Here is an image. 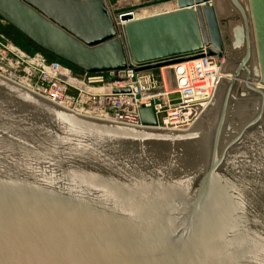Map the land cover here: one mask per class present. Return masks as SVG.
Masks as SVG:
<instances>
[{
	"label": "water",
	"instance_id": "obj_1",
	"mask_svg": "<svg viewBox=\"0 0 264 264\" xmlns=\"http://www.w3.org/2000/svg\"><path fill=\"white\" fill-rule=\"evenodd\" d=\"M0 20L88 73L204 50L225 75L186 130L152 108L142 126L78 114L0 75V264H264V0H0Z\"/></svg>",
	"mask_w": 264,
	"mask_h": 264
},
{
	"label": "built area",
	"instance_id": "obj_2",
	"mask_svg": "<svg viewBox=\"0 0 264 264\" xmlns=\"http://www.w3.org/2000/svg\"><path fill=\"white\" fill-rule=\"evenodd\" d=\"M203 53L170 65L173 85L168 86L164 66L73 73L62 62L28 53L0 37V75L78 114L142 126L140 109L152 108L156 128L186 130L210 103L218 78L225 77L224 59Z\"/></svg>",
	"mask_w": 264,
	"mask_h": 264
},
{
	"label": "rangeland",
	"instance_id": "obj_3",
	"mask_svg": "<svg viewBox=\"0 0 264 264\" xmlns=\"http://www.w3.org/2000/svg\"><path fill=\"white\" fill-rule=\"evenodd\" d=\"M110 5L112 6L113 9H121V8H127L132 5H137V4H145L151 1L155 0H122L123 4L122 6H118V0H109ZM155 6H146V7H141L138 8L135 13L141 14L145 12L144 10L154 8ZM148 11V10H147ZM147 13V12H146ZM144 14V13H143ZM150 15L153 14V11H150ZM148 16V15H144ZM142 17V15L140 16ZM139 18V17H138ZM0 37L4 38L5 40L13 43L14 45L20 47L22 50L28 52V53H33V54H39L43 56L46 60L48 61H58L61 62L58 58H55L51 54L41 50L38 48L34 43H32L29 39H27L23 34H21L19 31H17L14 27H12L10 24L7 22L0 20ZM63 63V62H62ZM67 65V64H65ZM73 73H78L79 70H77L75 67L71 65H67ZM166 78V82L168 86L173 85V79H172V72L171 69H165L163 70Z\"/></svg>",
	"mask_w": 264,
	"mask_h": 264
},
{
	"label": "bare ground",
	"instance_id": "obj_4",
	"mask_svg": "<svg viewBox=\"0 0 264 264\" xmlns=\"http://www.w3.org/2000/svg\"><path fill=\"white\" fill-rule=\"evenodd\" d=\"M172 4L164 3V4L156 5L154 8L147 9L148 11L144 10L145 11V12H143L144 14L143 13L138 14V13L134 12V19H142V18L149 17V16H152V15H156V14H160V13H163V12H168V11L174 10L175 9V4L174 3H172ZM150 11H153V14L150 15L149 14ZM141 15H142V17H140ZM144 15H148V16H144ZM170 67H171L170 65H167V66H164L162 69H166V68H170Z\"/></svg>",
	"mask_w": 264,
	"mask_h": 264
},
{
	"label": "crops",
	"instance_id": "obj_5",
	"mask_svg": "<svg viewBox=\"0 0 264 264\" xmlns=\"http://www.w3.org/2000/svg\"><path fill=\"white\" fill-rule=\"evenodd\" d=\"M124 1V0H123ZM119 3H118V6H122V4H123V2H122V0L121 1H118Z\"/></svg>",
	"mask_w": 264,
	"mask_h": 264
},
{
	"label": "trees",
	"instance_id": "obj_6",
	"mask_svg": "<svg viewBox=\"0 0 264 264\" xmlns=\"http://www.w3.org/2000/svg\"><path fill=\"white\" fill-rule=\"evenodd\" d=\"M53 56V55H52ZM56 58V57H55ZM62 62V61H61ZM64 63V62H63ZM64 64H67V63H64ZM67 65H69V64H67ZM74 67V66H73ZM76 68V67H75ZM77 70H79L78 68H76ZM80 71V70H79Z\"/></svg>",
	"mask_w": 264,
	"mask_h": 264
}]
</instances>
